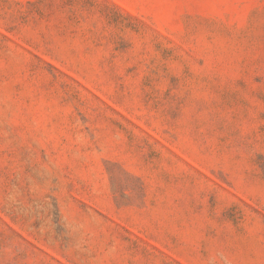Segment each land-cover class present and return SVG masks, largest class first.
Here are the masks:
<instances>
[{"label": "rangeland", "instance_id": "obj_1", "mask_svg": "<svg viewBox=\"0 0 264 264\" xmlns=\"http://www.w3.org/2000/svg\"><path fill=\"white\" fill-rule=\"evenodd\" d=\"M0 264H264V0H0Z\"/></svg>", "mask_w": 264, "mask_h": 264}]
</instances>
